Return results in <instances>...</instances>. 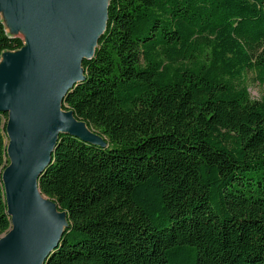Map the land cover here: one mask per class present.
<instances>
[{
  "label": "trees",
  "instance_id": "16d2710c",
  "mask_svg": "<svg viewBox=\"0 0 264 264\" xmlns=\"http://www.w3.org/2000/svg\"><path fill=\"white\" fill-rule=\"evenodd\" d=\"M23 46L0 17V57ZM38 188L65 214L44 264H264V0H107ZM0 235L11 225L1 172Z\"/></svg>",
  "mask_w": 264,
  "mask_h": 264
},
{
  "label": "water",
  "instance_id": "95a60500",
  "mask_svg": "<svg viewBox=\"0 0 264 264\" xmlns=\"http://www.w3.org/2000/svg\"><path fill=\"white\" fill-rule=\"evenodd\" d=\"M0 2L12 20L24 19L30 28L26 44L0 66V113L8 115L9 160L1 181L11 220L0 235V264H44L66 226L65 214L38 188L58 136L105 145L61 104L84 79L81 62L91 58L105 29L107 0Z\"/></svg>",
  "mask_w": 264,
  "mask_h": 264
},
{
  "label": "rangeland",
  "instance_id": "374dc122",
  "mask_svg": "<svg viewBox=\"0 0 264 264\" xmlns=\"http://www.w3.org/2000/svg\"><path fill=\"white\" fill-rule=\"evenodd\" d=\"M2 4L0 2V17L2 19L3 25L5 30L8 34H15L19 36L23 40V46L26 44L30 32L29 25L27 22L22 19L19 21L12 20L9 15L8 11L5 8H2ZM18 53V50L15 51H4L2 56L0 57V66L4 63L5 56H13ZM246 82L248 87V92L252 99H259L264 92V87L259 86L253 80V75L251 73L246 74Z\"/></svg>",
  "mask_w": 264,
  "mask_h": 264
}]
</instances>
